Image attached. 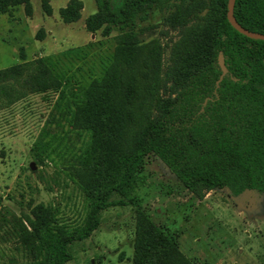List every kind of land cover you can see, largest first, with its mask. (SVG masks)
Wrapping results in <instances>:
<instances>
[{
  "label": "trees",
  "instance_id": "1",
  "mask_svg": "<svg viewBox=\"0 0 264 264\" xmlns=\"http://www.w3.org/2000/svg\"><path fill=\"white\" fill-rule=\"evenodd\" d=\"M227 2L95 0L86 29L119 33L114 58L88 85L63 84L40 58L0 69V109L30 93L56 95L32 154L41 162L58 158L55 169L75 185L84 204L74 222L52 204L29 203L28 212L9 217L1 210V239L12 241L21 264H66L73 258L71 244L90 237L100 213L114 205L136 207L130 264H195L181 252L177 231L157 225L139 204L135 192L152 156L198 198L215 188L236 200L248 191L264 193V40L230 24ZM19 4L30 8V0H0V12ZM197 5L203 15L184 29L170 55L172 92L159 96L160 52L137 42V20L173 6L174 23ZM59 13L65 22L75 21L79 4ZM234 16L264 34V0H235ZM220 53L227 72L216 84Z\"/></svg>",
  "mask_w": 264,
  "mask_h": 264
},
{
  "label": "rangeland",
  "instance_id": "2",
  "mask_svg": "<svg viewBox=\"0 0 264 264\" xmlns=\"http://www.w3.org/2000/svg\"><path fill=\"white\" fill-rule=\"evenodd\" d=\"M71 2L79 4V17L65 22L59 10ZM174 9H155L135 26L137 42L160 52L159 96L172 92L167 70L174 44L203 15L197 5L193 13L187 11L172 23ZM95 10V0H30L29 9L19 4L0 12V69L40 58L70 87L101 78L115 56L119 32L104 36L100 30L88 31L85 22ZM55 96L30 93L0 109V211L7 217L28 212L29 203L56 205L71 222L83 212L81 193L55 169L60 160L41 162L32 154ZM142 174L135 192L142 211L157 225L177 231L179 248L192 262L264 264V193L252 190L236 200L226 189L215 188L198 198L155 156ZM136 223L135 206L108 207L91 236L71 244L73 258L66 264H130ZM4 242L0 236V264H14L12 258L21 264L12 241Z\"/></svg>",
  "mask_w": 264,
  "mask_h": 264
},
{
  "label": "water",
  "instance_id": "3",
  "mask_svg": "<svg viewBox=\"0 0 264 264\" xmlns=\"http://www.w3.org/2000/svg\"><path fill=\"white\" fill-rule=\"evenodd\" d=\"M234 4H235V0H228L227 2V19L228 21L230 22V24L237 30L239 31L240 33L250 37V38H254V39H262L264 40V34L260 33V32H255V31H250L246 28H244L243 26H241L237 20L235 19V16H234ZM218 63H219V66L221 68V74L218 78V80L216 81V84H218L223 76L226 74L227 72V68H226V65H225V62H224V58L222 56V54L220 53L219 56H218Z\"/></svg>",
  "mask_w": 264,
  "mask_h": 264
},
{
  "label": "flooded vegetation",
  "instance_id": "4",
  "mask_svg": "<svg viewBox=\"0 0 264 264\" xmlns=\"http://www.w3.org/2000/svg\"><path fill=\"white\" fill-rule=\"evenodd\" d=\"M177 2H179V0H176ZM172 2H174V0H172Z\"/></svg>",
  "mask_w": 264,
  "mask_h": 264
}]
</instances>
